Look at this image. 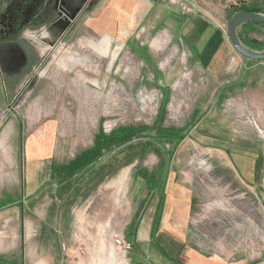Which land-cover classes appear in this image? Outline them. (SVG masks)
<instances>
[{"label": "rangeland", "instance_id": "obj_1", "mask_svg": "<svg viewBox=\"0 0 264 264\" xmlns=\"http://www.w3.org/2000/svg\"><path fill=\"white\" fill-rule=\"evenodd\" d=\"M175 1L190 8L179 6L182 16L200 17L228 39L236 8L264 0ZM168 11L162 4L157 13ZM144 14L133 36L122 39L94 33L83 21L61 36L45 24L30 29L24 39L36 51L32 67L20 58L22 47L0 50V199L11 187L9 199L23 202L10 214L2 211L0 228L9 230L13 212L36 222L47 202L61 200L67 209L77 201L70 208L71 243L61 245L64 264H93L99 257L96 235L91 240L85 235L99 230L95 222L102 223L108 241L114 230L132 243L127 252L113 248L114 261L104 250L102 264H179L157 248L165 242L176 259L178 247L168 244V233L151 241L152 203L161 197L164 178L173 174L172 185L188 193L191 183L194 197L188 228L183 235L180 230L188 248L183 263L264 264V171H250L262 163L255 155L264 147V60L236 52L222 71L203 76L194 70L196 60L187 56L190 48L182 44L176 24L168 17L159 24ZM239 29L245 38L264 41L261 24ZM45 32L50 38L42 37ZM46 136L50 169L39 173L37 186L27 180L24 186L19 177L24 170L35 182L41 169L27 161V145H39ZM63 194L69 195L66 201ZM109 198L116 199L108 202L113 215L102 217ZM121 208L124 216L117 214ZM185 219L177 220L185 225ZM193 249L209 257L197 260Z\"/></svg>", "mask_w": 264, "mask_h": 264}, {"label": "crops", "instance_id": "obj_2", "mask_svg": "<svg viewBox=\"0 0 264 264\" xmlns=\"http://www.w3.org/2000/svg\"><path fill=\"white\" fill-rule=\"evenodd\" d=\"M74 1L77 3L79 0ZM162 4L166 5V8L169 10L168 15L160 16L157 13L158 7H160ZM179 10V5L176 2L173 3V1L171 0H86L85 5L80 6L79 11L76 12L74 22L67 28V30H65V33L73 30L79 25L81 21H83L84 24H86L94 31V33L109 35L112 39H122V37L124 36H133L132 30H136L138 24L143 18V13H145L144 16L148 15L154 16L155 19L158 18V21H160L158 22L159 24L164 22L166 17H168V20H172L176 24V27L174 29L177 31L178 37L180 36L182 44H184L185 42L189 46L190 52L188 51L189 54L187 56H194L193 60H196V63L193 64V60H190L191 64H193L195 68L194 70H196L198 74H204L207 76L206 72L208 74H215V72H217V69L222 71L225 64L230 61V58L235 59V56H238L234 47L232 46V44H230L229 39H227L222 30H213L210 23L206 22L200 17L197 18L195 16H190L192 14H189V16H182V13H180L181 11ZM165 11L167 12V10ZM175 12H178V14ZM140 30L143 31V27H141ZM188 34H193V36L195 37V39H193L194 41L191 40V37H187ZM159 36H161V34H157L155 38ZM188 38L190 39L189 41ZM186 62L187 60L185 61V63ZM192 72L194 73L193 70ZM232 82L238 83L239 81L233 80ZM256 102H258V100H256ZM48 137L49 136H46L45 138L43 137V143L39 145H27L25 152L27 161L34 160L38 162L39 164H41V169L38 172V175L35 177V182H32L30 177H27L28 170H24V172L22 173L23 175L19 176L21 177V179H23L24 183L22 184L24 186L26 180L31 188L37 186L38 182L42 178L39 177V173L41 172L44 175V173H47L48 169H50V167L48 166L50 160H48L46 157V152L48 151V149L46 148L47 146H50V138ZM4 155L5 157L8 156L6 154ZM255 157L261 159L262 163L259 164L260 166H255L253 170L250 169L251 175H254L255 172L256 175L262 174V172L264 171V161L262 160L264 159V147H262L258 154L256 153ZM53 158L54 156H52L51 160ZM64 178L60 180L61 184H63L62 182L67 181L63 180ZM172 178L173 174H171L169 178L167 177L166 180L164 178V181L166 182L164 185L165 188L161 190V197L159 199L157 198V203L155 201L152 203V208L156 212V214L155 218L151 222V235L153 229H156L157 231L155 235L152 236L151 241H154L155 239L159 240L160 235L164 236L165 233H168V235L166 234L164 236L165 239L170 242L168 243L169 245L172 244V241L174 242V244H177L178 249H176L177 252L175 254L178 255L177 257H180L183 261V258L186 257V253L184 252V250H188L186 244L187 242L185 241L186 235L182 236L183 228H185L186 232L193 209L192 206L194 204V197L192 194L191 183L188 186V193H186L187 189L185 187H183V190H181L180 188L177 189L176 186L172 185ZM12 181H14L13 178ZM33 183L34 185H32ZM53 183L54 187L59 186V183ZM260 186L264 187V182ZM21 190H23L22 187ZM6 191L7 192L5 193L8 194L5 196V200L2 201V199H0V225L2 223V211L8 212L10 214L11 208H13L14 210V207L16 206L20 208L23 207L22 200L18 201L14 197L13 199H9V196L11 194L14 195V192H12L15 191L14 188L11 189V187H7ZM62 197L64 200H67V198H69V195L67 196V198H65L63 194ZM33 200L34 199H29L30 203L33 202ZM52 200L55 201L54 199ZM112 200L114 202L116 201L115 198H109L108 200L106 199L104 203L105 214H103V211L102 213H100L102 217H111L113 215V211H111L113 209L112 204L110 205L108 203ZM18 202L20 203L19 205ZM77 203V201L75 203L71 202L70 206L66 209L64 207L62 208L63 202L61 200L59 202L56 201L55 204L47 202V205L45 206L44 216L41 220L38 219L36 222L34 220H25V214L23 212H13L15 216H10L11 219H9V230L0 228V264H64L65 260L62 255L61 245L63 241L71 243L72 229L70 230V228L72 222H74V213L70 208L73 206H77ZM184 209H186L185 212L183 211ZM120 210L122 211H118L117 214L124 216L125 210H123V208H121ZM23 211L26 213L25 207ZM140 212L141 210L138 207L135 214L137 215ZM145 213L146 211H143V214H141L145 216ZM181 215L186 216V219L184 220L185 225L183 223L180 224V221L177 220L179 219V217H181ZM133 219L130 221L129 225L131 224ZM95 223L99 230L96 229L94 231L92 228L90 232L87 231L85 234L89 240L93 239V235H96V241L94 240L95 243L93 247L96 252H98L97 254L99 257L94 260L93 264H96L97 261H99L98 264H102L100 254L103 253L104 250H107L109 259L112 258L111 260L114 261L115 253L113 252V248H116L114 240L112 238V234L114 233L112 231L114 230H112L109 234L110 240L108 241V238H105L104 236V226L102 225V223ZM180 230L182 231V235L180 234ZM134 236H137V234ZM97 240L99 242H97ZM159 244H162V242H160ZM162 246H165V242ZM164 248L166 249V247ZM191 251L196 255L195 259L197 260L201 259L200 256L204 259H207L209 257H204V255L202 253H199L196 249H193ZM187 253L190 254V252ZM239 261L240 260L230 264H244ZM202 263L208 264V261L205 260ZM107 264L112 263L108 261ZM219 264L228 263L220 262ZM254 264L260 263L255 262Z\"/></svg>", "mask_w": 264, "mask_h": 264}, {"label": "flooded vegetation", "instance_id": "obj_3", "mask_svg": "<svg viewBox=\"0 0 264 264\" xmlns=\"http://www.w3.org/2000/svg\"><path fill=\"white\" fill-rule=\"evenodd\" d=\"M74 2V0H0V50L22 47L25 53L20 58H24L25 66L32 67L36 51L25 41V33L45 24L47 28H57L60 36L64 35L69 26L63 29L67 20L62 17L80 9ZM168 259L185 264L180 257L175 260L171 257Z\"/></svg>", "mask_w": 264, "mask_h": 264}, {"label": "water", "instance_id": "obj_4", "mask_svg": "<svg viewBox=\"0 0 264 264\" xmlns=\"http://www.w3.org/2000/svg\"><path fill=\"white\" fill-rule=\"evenodd\" d=\"M76 17L75 13H68L65 17H62L64 20H67V24L63 27L67 28L70 26ZM247 22H261L264 23V13L262 12H251V11H236L231 16L229 25H228V39L230 44L234 47L235 51L242 57L255 60L263 61L264 60V50H255L242 43L239 37V27Z\"/></svg>", "mask_w": 264, "mask_h": 264}, {"label": "trees", "instance_id": "obj_5", "mask_svg": "<svg viewBox=\"0 0 264 264\" xmlns=\"http://www.w3.org/2000/svg\"><path fill=\"white\" fill-rule=\"evenodd\" d=\"M242 10L264 13V1H262V3H259V2H257V3L254 2L252 4L244 3L239 8H236V10L234 12L242 11ZM233 13H232V15H233ZM258 24H261V25L264 26V23H261V22H247V23H244L240 28H242L243 26L252 27V26H255V25H258ZM239 37H240L242 43L246 44L250 48L255 49V50H264V41H261L259 39L257 40L256 38H249V37L245 38L243 36L242 32L240 31V29H239ZM132 47L135 48L136 46L132 45ZM180 136H182V134ZM119 137H123V136H119ZM182 138H184V137H182ZM156 231H157L156 229L152 230L153 235H155ZM157 248H158L159 251H161V253L163 252L167 257H171L169 252L164 247H162L163 250L161 249V246L160 247L158 246Z\"/></svg>", "mask_w": 264, "mask_h": 264}, {"label": "built area", "instance_id": "obj_6", "mask_svg": "<svg viewBox=\"0 0 264 264\" xmlns=\"http://www.w3.org/2000/svg\"><path fill=\"white\" fill-rule=\"evenodd\" d=\"M173 1H175V0H173ZM175 2L180 6V9H182L183 11H185V10H187V9H190V8H187V4H185L184 1H181V2H177V1H175ZM112 238H113V240H114L115 246L124 249L125 252H127L128 250H131V248H132V243H127V242L123 239V235H122L120 232L115 231V232L112 234Z\"/></svg>", "mask_w": 264, "mask_h": 264}, {"label": "clouds", "instance_id": "obj_7", "mask_svg": "<svg viewBox=\"0 0 264 264\" xmlns=\"http://www.w3.org/2000/svg\"><path fill=\"white\" fill-rule=\"evenodd\" d=\"M41 35H42V37H44V38H50V37H48V34L45 32V33H41Z\"/></svg>", "mask_w": 264, "mask_h": 264}]
</instances>
